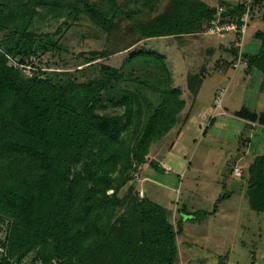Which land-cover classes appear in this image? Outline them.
<instances>
[{
  "label": "trees",
  "instance_id": "trees-1",
  "mask_svg": "<svg viewBox=\"0 0 264 264\" xmlns=\"http://www.w3.org/2000/svg\"><path fill=\"white\" fill-rule=\"evenodd\" d=\"M81 1L105 27L117 16L114 0L104 11ZM238 2H223L225 15L236 16L242 10ZM37 13L35 0H16L13 6L0 1V26L7 32L0 40V222L11 220L0 242L7 251L0 264H25L24 258L41 247L42 257L56 264H175L183 216L175 225L168 208L144 196L130 200L131 216L117 217L123 202L119 190L147 162L151 145L175 127L186 105L181 90L169 85L166 57L153 50L132 52V59L158 62L155 78L147 81L159 95L142 107L136 94H124L114 102L125 106L123 113L102 112L105 95L117 93L124 80L121 68L101 63L99 76L81 82H55L42 68L25 71L38 50L48 48L31 28ZM216 14L217 8L203 0H171L164 13L141 26L142 37L194 32ZM257 37L262 38L260 49L243 54L249 69L258 66L264 72V32ZM89 53L91 59L108 54ZM204 77L203 68L191 77L194 94ZM142 114L145 123L135 124L134 115ZM240 115L264 122L257 113ZM134 125L139 128L135 134L130 133ZM248 189L252 208L264 211V154L248 168ZM217 207L196 214L207 217Z\"/></svg>",
  "mask_w": 264,
  "mask_h": 264
},
{
  "label": "rangeland",
  "instance_id": "rangeland-1",
  "mask_svg": "<svg viewBox=\"0 0 264 264\" xmlns=\"http://www.w3.org/2000/svg\"><path fill=\"white\" fill-rule=\"evenodd\" d=\"M0 1L16 4V0ZM109 1L88 0L103 11ZM114 1L117 16L105 27L81 0H35L38 13L31 28L41 35L38 40L42 39L48 48L38 50L32 58L34 63L25 71L32 74L42 68L55 82H81L99 76L101 63L121 68L124 80L117 93L105 95L100 110L123 113L125 106L114 103L122 95L136 94L142 107L152 95H159L147 81L155 78L152 73L158 62L149 56L132 59L131 53L146 49L163 54L171 78L169 85L181 90V98L188 107L196 101L194 113L186 129L180 127L177 133L176 128L172 129L151 145L147 162L133 170L132 179L119 190L123 202L117 217L131 216L130 200L142 198L139 190L144 189L146 196L152 195L165 207L170 206L169 216L175 225L183 216L184 231L178 236L175 264H264V211L252 208L248 191V168L257 155L264 154V126L258 119L252 121L240 115L246 111L264 116V72L258 66L232 67L235 32L209 34L204 25L181 35L143 38L141 26L164 13L171 0H158L150 6L145 0ZM203 1L217 8L223 2L239 0ZM256 5L260 6L259 11L250 17L243 42V50L251 53L257 52L262 43L255 33L258 29L264 32V19L260 17L264 14V0L254 4L253 9ZM6 36V30L0 26V40ZM92 50H106L108 54L91 59ZM202 68L205 77L194 94L189 81ZM221 90V107L216 109ZM201 106L203 110L199 112ZM134 107L139 105L135 103ZM183 113L178 115L179 119ZM144 114L134 115L135 124L145 123ZM175 127L178 128V122ZM137 129L134 125L130 133L135 134ZM181 131L184 133L179 138ZM235 167L242 169L241 175L235 174ZM157 190L158 197L154 196ZM216 203V213L207 217L196 214L200 210L213 211ZM181 210L192 215L182 214ZM10 222H0V242L7 236ZM43 251L42 247L33 250L24 263L56 264L55 260H45ZM6 252L0 247V256Z\"/></svg>",
  "mask_w": 264,
  "mask_h": 264
},
{
  "label": "built area",
  "instance_id": "built-area-1",
  "mask_svg": "<svg viewBox=\"0 0 264 264\" xmlns=\"http://www.w3.org/2000/svg\"><path fill=\"white\" fill-rule=\"evenodd\" d=\"M254 2L255 0H239L238 3L241 4L242 10L236 16L225 15L226 7L224 5H220L217 7L216 17L211 19L210 22L205 26L206 32L209 34H224L228 32L236 33L237 39L235 46L237 49V54L232 61V67L234 69H238L242 65H248L247 59L243 54V42L249 25V19L251 17ZM223 94L224 91L221 90L219 94L220 96H218L216 99V109L221 107V97ZM234 172L236 175H241L243 171L241 168L235 167ZM139 195L142 198L146 196L143 189L139 190Z\"/></svg>",
  "mask_w": 264,
  "mask_h": 264
},
{
  "label": "crops",
  "instance_id": "crops-1",
  "mask_svg": "<svg viewBox=\"0 0 264 264\" xmlns=\"http://www.w3.org/2000/svg\"><path fill=\"white\" fill-rule=\"evenodd\" d=\"M263 2V0H255V3L254 4H260V3H262ZM257 6V5H256ZM260 8V6H257V7H255V9H253L252 10V16L251 17H253V15H255L256 14V11H259L258 9ZM262 9H264V8H262ZM262 19H264V14H262L261 16H260ZM259 31H261L260 29H258V31L255 33V36H257V33L259 32ZM236 47V46H235ZM263 84H264V82H263ZM264 88V87H263ZM186 101V100H185ZM195 103H196V101H195ZM195 103L193 102V104L191 105V106H189L188 107V105H187V101H186V105H185V108L183 109V111L182 112H184L183 113V116L179 119L178 118V128L177 127H174L173 128V130H175V128H176V133L179 131V129H180V127H183L184 129H186L187 128V126L189 125V120H190V118L192 117V115H193V108H194V105H195ZM202 107V108H201ZM200 108L201 109H199V112H200V110H203V106H201ZM181 112V113H182ZM208 116H209V113H208ZM211 117V115L208 117V118H210ZM213 117V116H212ZM187 120V121H186ZM260 122V121H259ZM262 123V124H261ZM260 124L262 125V126H264L263 124H264V122H261ZM256 125H259V123H256ZM171 132V131H170ZM169 132V133H170ZM183 133H184V131H181L180 132V134L178 135V137L180 138V137H182L183 136ZM168 134V133H167ZM160 185H163L162 183H159ZM163 186H165V185H163ZM165 187H167V186H165ZM144 190V189H143ZM159 190V189H158ZM156 191V193H155V195L154 196H157L158 197V194L159 193H157V192H159V191ZM144 192H145V190H144ZM145 195H146V192H145ZM147 196L148 197H150L153 201H155V202H157V203H159V204H161V205H163L164 206V204H162L160 201H157L156 199H154V198H152V195L150 196V195H148L147 194ZM166 208H170V206L169 207H166Z\"/></svg>",
  "mask_w": 264,
  "mask_h": 264
}]
</instances>
